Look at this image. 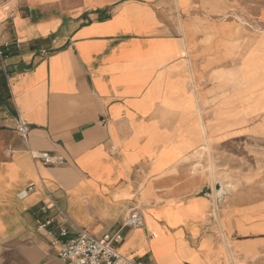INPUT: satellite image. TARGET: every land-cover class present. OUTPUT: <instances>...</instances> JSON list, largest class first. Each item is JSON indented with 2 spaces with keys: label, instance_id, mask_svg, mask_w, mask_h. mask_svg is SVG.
I'll return each mask as SVG.
<instances>
[{
  "label": "crops",
  "instance_id": "0c3cea01",
  "mask_svg": "<svg viewBox=\"0 0 264 264\" xmlns=\"http://www.w3.org/2000/svg\"><path fill=\"white\" fill-rule=\"evenodd\" d=\"M263 64L264 38L213 0H1L0 264H65L50 201L68 237L114 232L138 206L143 227L117 245L136 263L235 264L234 209L196 154L262 106Z\"/></svg>",
  "mask_w": 264,
  "mask_h": 264
},
{
  "label": "rangeland",
  "instance_id": "374dc122",
  "mask_svg": "<svg viewBox=\"0 0 264 264\" xmlns=\"http://www.w3.org/2000/svg\"><path fill=\"white\" fill-rule=\"evenodd\" d=\"M213 16L238 20L251 36L264 38V0H213ZM253 77L251 85L264 93V64ZM240 117L244 120L220 125L227 127L200 149L196 163L213 176L215 194L224 197V205L234 209L228 243L235 264H264V103L251 105Z\"/></svg>",
  "mask_w": 264,
  "mask_h": 264
},
{
  "label": "built area",
  "instance_id": "2783aa9c",
  "mask_svg": "<svg viewBox=\"0 0 264 264\" xmlns=\"http://www.w3.org/2000/svg\"><path fill=\"white\" fill-rule=\"evenodd\" d=\"M1 1V0H0ZM15 131L25 137L28 131V125L19 119L13 125ZM31 156L34 159H40L45 164L60 165L64 163L63 157L47 151H33ZM31 187H29V190ZM55 209L62 216V222L59 225V235L63 240L53 239L51 245L58 246V255L65 264H139L133 259L127 257L118 251L117 245L123 240L122 231L124 228L143 227V217L138 206H131L125 216L121 227L109 233H104L100 237L90 234L82 228H77L73 236L68 237L67 218L60 213L56 203L50 201L41 207L42 212ZM52 223V218L37 222V229H47ZM50 231H48V234ZM51 235V234H49Z\"/></svg>",
  "mask_w": 264,
  "mask_h": 264
}]
</instances>
